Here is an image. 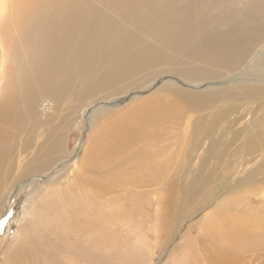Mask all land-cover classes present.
Wrapping results in <instances>:
<instances>
[{
	"label": "bare ground",
	"instance_id": "obj_1",
	"mask_svg": "<svg viewBox=\"0 0 264 264\" xmlns=\"http://www.w3.org/2000/svg\"><path fill=\"white\" fill-rule=\"evenodd\" d=\"M131 93L110 122L104 158V146L89 143L83 167L104 172L85 175L88 207L62 191L44 217L56 264L75 259L61 242L93 254L112 248L114 230L156 229L175 247L198 228L182 264L256 263L264 250V122L244 114L263 108L264 119V0H0V194L14 188V199L20 184L36 185L62 158L64 135L41 123L53 122L43 115L53 100L58 122L67 111L113 108ZM56 178L41 182L58 187ZM119 178L131 196L109 212L98 198ZM46 238L31 232L17 262L48 263L40 255L52 248ZM144 255L135 253L138 264H147Z\"/></svg>",
	"mask_w": 264,
	"mask_h": 264
},
{
	"label": "rangeland",
	"instance_id": "obj_2",
	"mask_svg": "<svg viewBox=\"0 0 264 264\" xmlns=\"http://www.w3.org/2000/svg\"><path fill=\"white\" fill-rule=\"evenodd\" d=\"M259 48L260 46H258V49ZM132 97L133 96L131 93V95L127 96L124 99V101H121L118 106H115L113 108H110V106L118 103H111L110 105L105 104L98 110L96 104L94 105V110L92 106L91 108L89 109L85 108L83 111L80 112L72 113L71 111L70 112L67 111L65 114L66 120L61 121V119L59 118L58 122L55 121V119L58 116V109H57L58 106L56 102L53 100V105H52L53 110L50 109L47 115L45 113L43 114L44 116H46L47 120L50 119V121L53 120V122L46 121L41 123L43 125V128L56 125L58 132L64 135L65 140H63V142L65 143H63L64 145L62 144L63 156L61 159L58 158L55 162L53 161L54 162L53 165L50 168H48L47 171L49 173H50V169H53L52 171L53 173L51 175L45 174L43 176H39L36 178L35 180L36 185L32 183L27 187H23V184H20L19 186H21V188L18 189V192L16 191L17 194L15 195L14 199H9L14 188L12 190H3V192L0 194V264H19L17 262L18 260L17 256L22 255L21 250L23 251L25 248V245H23L24 244L23 239L27 238L31 234V232L33 233L34 236L40 235L46 238V233L48 230L45 229L46 227H44V223H45L44 217L47 214L51 216V214L54 212V210H52L50 207L51 205L54 204L58 205L57 204L58 200L62 199V195L60 194L62 191H64L63 197H66L69 194L68 196L71 195L70 196L71 198H74L75 200H79L80 202L79 201L78 202L80 204L82 202L83 206H85L86 208L88 207L87 201L89 200V198L87 197L92 198L94 194L92 192H90L92 194H87L89 193V191H93V188L91 186L86 185L85 182L93 180L97 176H103V174L101 173H103L104 171L89 170L83 167L82 163L86 161V158L87 160H89L88 154L92 149V146H90L92 144L94 146V149L95 147L97 148V145L104 146L102 147L103 149L99 146L97 148L99 157L104 156L103 154H105L106 151L105 142L107 143L108 141L107 133L115 132L114 130H110L109 127L110 122L111 125L114 124V122H112V119L118 117L119 114L122 115L126 112V110H121V109H123L125 105L126 106L129 105L128 102L132 99ZM43 104L45 105L47 104V102H44ZM43 108L44 107H40V111H42ZM95 110L97 111L93 113V111ZM262 110L263 108L257 110L252 109L251 113L248 114L249 112H247L246 114H244V117H246V119H251L250 122H264L261 112ZM242 123L243 125H245L248 122H242ZM100 136H101L100 141L101 140L104 141V142L101 141L102 144L104 143L103 145H101V142L98 144L96 143L97 142L96 140H98L97 138H99ZM94 139L96 142L94 141ZM94 142L96 144H94ZM101 149L103 153L101 152ZM99 152H101L102 154H100ZM174 152L178 153V151H174ZM60 163L62 165L58 166ZM63 168L65 170L68 169L67 172ZM60 169H62V171L60 172V174H57ZM85 175H87V178H89L90 180L87 179ZM52 176H56L57 177L56 179H59L58 182L62 181L58 185V187H55L54 184L45 186V182H41L51 178ZM170 176H172V174H170ZM61 178L63 180H60ZM76 179L82 181L78 183L77 188L74 191H70L69 187L74 183ZM121 181L122 178L116 180L114 186L111 188L112 193L109 194L108 197L103 196L98 198V203L101 204L102 207H104L105 209L107 206L109 207V205L111 206L112 209L114 203L120 204L124 199H127L131 196V195H127V197H123L126 196L125 194L127 193L126 191H123L122 187L120 186L121 183L119 182ZM171 181H174V179H172ZM37 186H42L43 188L38 191L36 190ZM48 187H53V188L50 189ZM56 188L58 189V191ZM157 188L158 187L140 189L138 191L144 193L146 190H151V189L154 190ZM67 189H69V191ZM167 189L168 190H166V193H170L171 187L169 184L167 185ZM34 190H36V192ZM84 191H86L87 193H84ZM50 192L51 193L54 192L53 195ZM81 193L84 196H80L82 195ZM50 194L52 197H50ZM134 194L135 193H133L132 196ZM109 197L111 198L109 199ZM148 198L147 201L151 202L152 200L150 199V197ZM238 198L239 197H236L234 199L237 200ZM132 201L128 203L130 204ZM262 202L263 199L257 201V203L255 202L254 204H257L259 207H262L263 205ZM106 210L109 212L111 211L109 209ZM114 210H118V208H114ZM208 210L204 212L205 215L212 214L214 211L210 208ZM173 212H176V210H174ZM34 213L35 216H33ZM154 213L156 215V211ZM202 216L204 215H201V217ZM157 223H158V218L155 217L153 219V224H157ZM169 225L170 224L168 225L165 224V226H169ZM114 231L116 233L114 235L117 238V242L113 243L112 248H107V249L96 248V252H93V254H91L92 253L91 251L87 250L82 246L72 245L70 248H68V246L61 245L62 242L59 243L60 247H67L64 248L63 253H66L70 256H73V258H75L72 261L68 262L67 264H138L136 258H134V255L135 253L140 254V252L142 251L145 252L144 256L148 258L147 264H182L188 258L189 255L188 248L190 242L192 241L195 242L197 241L198 238H201L202 236V232L200 231V228L195 229V231L193 233L191 232V234H189V236L185 240H183V242L180 241L182 242V244H180V242L175 243V247H174L172 245L170 246L169 242L166 245V243H164L165 234H160L159 231H156V229H151L150 232H148L147 234L145 233L139 234L127 230H121V231L118 230V232H116L117 230ZM258 231L262 235H264V228H260ZM72 236L78 237L77 235L74 236L73 234ZM259 239L262 242L264 241V237H260ZM46 240L48 241L51 240L55 242L54 236L51 239L49 236V238H46ZM50 247L52 248L46 249V252L44 250L43 252L40 253V255L48 257L47 259H50L49 262L46 264H50V262L51 264H56L59 258L58 250H56L57 244L53 245V243H51ZM67 249H72V252H70V250ZM176 254L178 256H176ZM64 257L65 256H60L61 259H64ZM77 258L82 259V261H79ZM27 264H29V262H27ZM254 264H264V250L262 251L261 255H259L258 261H256V263Z\"/></svg>",
	"mask_w": 264,
	"mask_h": 264
}]
</instances>
